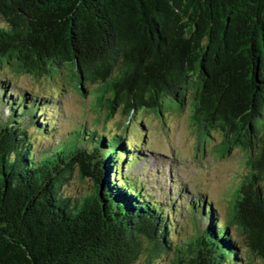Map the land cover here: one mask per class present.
Instances as JSON below:
<instances>
[{"label": "trees", "instance_id": "16d2710c", "mask_svg": "<svg viewBox=\"0 0 264 264\" xmlns=\"http://www.w3.org/2000/svg\"><path fill=\"white\" fill-rule=\"evenodd\" d=\"M0 66L92 87L106 119L189 105L201 146L219 134L216 152L242 150L248 172L226 221L185 204L195 232L175 240L173 206L125 178L140 146L82 125L36 152L43 97L0 84V264H240L233 228L264 261V0H0ZM74 172L91 182L82 197L66 191Z\"/></svg>", "mask_w": 264, "mask_h": 264}, {"label": "rangeland", "instance_id": "374dc122", "mask_svg": "<svg viewBox=\"0 0 264 264\" xmlns=\"http://www.w3.org/2000/svg\"><path fill=\"white\" fill-rule=\"evenodd\" d=\"M62 81L61 78L53 81L46 78L36 80L30 75H18L0 66V84L2 88L6 87L7 94L30 92L43 97L39 103L42 113L39 121L47 123V131L39 135L36 129H31L32 150L42 152L52 148L64 141L66 136L72 138L73 135L69 134L80 130L82 125L86 126V130L107 136L122 135L131 148L140 146L136 152L145 158L137 161V154L131 157L125 169L128 184L138 189L144 185L145 190L150 191L146 194H150L152 200L166 207L173 206L175 240H188L195 232V225L185 210V204H193L198 200L200 205H194L197 207L205 200L204 203L214 210L218 222L226 221L234 190L248 173L246 154L242 150L234 149L222 157L216 152V145L221 139L216 133L213 140L207 139L201 146L204 138L198 137L199 130L190 122L192 111L189 105L178 110L173 101L166 100L164 104L171 105L173 110L158 116L140 109L130 121L118 108L112 117L106 119L108 110L106 106L97 105L96 92L92 87L82 95L77 87H66ZM6 114L7 111L4 112ZM50 121L52 125L48 124ZM86 137L88 134H85ZM90 185L88 178L81 181L77 172H74L66 191L74 197H82L89 191ZM203 222L202 218V225ZM230 234L241 248L240 264H264L261 260L249 262L241 234L235 228L230 230ZM172 260L173 255L170 253L159 257L157 262L171 264Z\"/></svg>", "mask_w": 264, "mask_h": 264}]
</instances>
